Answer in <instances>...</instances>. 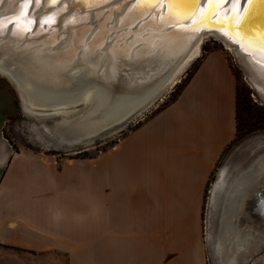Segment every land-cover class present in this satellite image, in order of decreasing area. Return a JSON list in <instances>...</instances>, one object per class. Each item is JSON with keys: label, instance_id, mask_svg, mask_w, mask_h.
<instances>
[{"label": "crops", "instance_id": "obj_1", "mask_svg": "<svg viewBox=\"0 0 264 264\" xmlns=\"http://www.w3.org/2000/svg\"><path fill=\"white\" fill-rule=\"evenodd\" d=\"M235 86L213 50L171 106L109 151L59 168L13 147L2 118L0 264L36 254L44 264H205L203 195L235 134Z\"/></svg>", "mask_w": 264, "mask_h": 264}, {"label": "water", "instance_id": "obj_2", "mask_svg": "<svg viewBox=\"0 0 264 264\" xmlns=\"http://www.w3.org/2000/svg\"><path fill=\"white\" fill-rule=\"evenodd\" d=\"M63 1L0 0V55L4 53L1 51L2 48H17L16 55L11 60L12 63L24 62L26 55L22 53L27 50H31V52L49 50L57 55L61 51L69 53L70 56L73 52L74 55L71 56L73 58L66 63L68 65L59 70V77L64 79L70 73L74 74L82 69L87 72V77L73 81L64 91L62 98L53 96L45 104L29 99L26 91L16 81L10 69L0 66V77L6 78L13 85L19 98L20 107L25 113L27 111L32 116L45 120L41 127L43 144L52 148L70 149L89 144L102 132L123 124L160 98L164 91L175 82V68L184 61L185 52L164 65L155 59V56L145 55L135 58L111 53H107L108 59L103 62L104 54L101 48L106 43L114 41L121 45L136 31L143 35L148 32L144 22L150 17L154 8L151 7L127 23L119 22L117 24L115 16L136 0H105L88 7L80 5L79 2L82 0H78V2ZM219 1L217 0L214 5H218ZM260 1L263 3L261 4ZM140 2L139 0L138 4ZM77 3L79 4L76 6ZM174 3L182 4V10L190 11L194 9L192 7L195 0H157L156 4L159 5V8L155 11L162 12V18L169 17V11L173 5L175 6ZM229 3L230 0H224L213 14L228 8L226 5ZM209 4L210 0L207 2L205 11L194 22L193 17H175L171 24L179 30L184 28L187 32H196L193 34L194 40L200 34H206L203 40L209 36L218 39L208 34L213 32L229 43L235 51H239V57L245 60V64H242L240 58L230 50L242 66L252 89L264 102V95L256 88L257 83L253 79L255 77V80L264 86V74L258 73L249 63L244 56L245 53L237 47L235 41L228 39L218 31L225 29L230 34L234 33L237 38L245 40L253 50L263 52L264 0H235V5L232 6L226 18L221 19L215 15L216 17L214 16L208 21L207 16L204 15L209 11ZM236 13H242L241 17L231 25L229 19L231 16L235 17ZM64 18L66 21H63ZM20 20L27 24L17 23ZM199 22L202 25L201 29L194 28L193 26ZM166 26V28H171V25ZM67 35L70 40L68 45L63 48ZM94 40L100 45H89ZM203 40L199 43L200 50ZM87 45H89V51L81 53V50ZM139 45L138 42L133 47ZM53 53L49 54L54 55ZM62 55L64 54L58 56ZM51 70L54 71L55 68L50 67L49 71ZM2 72L6 73L5 76ZM81 104L85 105V108L80 113L71 116L65 113L68 109L71 110ZM55 114L60 118L50 122L48 120L50 115ZM263 153L264 149H258L239 158L236 165L221 167L212 182L209 197V218L213 224L208 239L210 251L216 264H224V261L220 263L218 259L223 251L221 248L230 249L229 245L233 244L232 240H237L235 234L246 235L244 242L239 243L234 264L240 261L243 255L246 257L254 255L251 253V248L255 247L256 253L257 250H264V159L259 157ZM261 162L262 164H260ZM241 176L244 179H241ZM218 180L224 181L226 185L223 188H215V183ZM216 190H219V193L223 195L224 206H232L226 222V224L232 225V230L224 228V225L220 223L222 206H213L215 202L212 201V198ZM251 234H254L255 237H252ZM234 246H232V251H234ZM260 256L255 264H264V251Z\"/></svg>", "mask_w": 264, "mask_h": 264}, {"label": "bare ground", "instance_id": "obj_3", "mask_svg": "<svg viewBox=\"0 0 264 264\" xmlns=\"http://www.w3.org/2000/svg\"><path fill=\"white\" fill-rule=\"evenodd\" d=\"M66 1L67 0H64L63 2ZM74 1L78 2V0H74ZM104 1L105 0H82L79 3L84 7H88L93 4L102 3ZM138 1L139 0H136L134 3L130 4L127 8L122 9L120 13L115 16L116 18L115 20L118 21L117 24L119 22L127 23L129 20L135 18L137 15H141L145 13L147 10H149L151 7H153L154 9L152 11V14L144 22L145 27L148 28V32L145 35H143L142 33H138V31H136L129 36L127 41H125L121 45L116 44L114 41L106 43L103 46V48H101L102 49L101 51L104 54L102 57L103 62H106L108 59L107 53H111V54H117L119 56L120 55L128 56V57L133 56L135 58H140L141 56H145V55H150V57L155 56V59L159 60L160 63L164 65L168 62H171L178 55H181L183 52H185L184 61L180 63L178 67L175 68V82L171 84L174 85L178 81L179 74L188 65V63L199 53L200 51L199 43L206 36V34H200L198 35L196 40H194L193 34H195L196 32L193 31L187 32L184 28L180 30L176 29V26H174L171 23L173 22V18L175 17L185 18L188 16L193 17L192 19L194 22L197 19V17L200 14H202V12L205 11L208 0H195L194 6L192 7L194 9L190 11H184L181 8L182 4L174 3L175 4V6L173 5L174 9L171 8L169 11L170 16L165 18H162V12H160L159 10L158 12L155 11L159 8V5H157L158 3L156 4L157 0H140L141 2L139 4ZM223 1L224 0H220L218 5ZM216 2L217 0H210L209 11L206 15H204L207 16L208 21L209 19L213 18L215 15L221 19L226 18L228 12L232 9V6L235 5V0H230V3L226 5L228 7L225 8L226 10L222 9L223 11L220 10L215 14H213V12L216 11V9L219 7L218 5L216 6L214 5ZM79 3H77L76 6ZM260 3L262 4L263 1H260ZM241 14L236 13L235 17L233 16L230 17L229 20L231 21V25L234 24L239 19V17H241ZM63 21H66V18H64ZM17 23L21 25L27 24L23 20H20ZM209 23L212 24L211 22ZM166 25H171L170 26L171 28H166L167 27ZM193 27L196 29H201L202 25L199 22ZM218 31L228 39L235 41L237 47H239V49L245 53L244 56L246 57V59H248L249 63L257 70L258 73L264 74V51L262 52L261 50H253L252 48L249 47L248 43H246L245 40L243 41L237 38L236 35H234V33L230 34L225 29H219ZM208 34L217 37L220 41L223 42L224 46L228 50L233 51L239 57V51L238 52L237 50L235 51V49L229 43L225 42L222 37H219L213 32H210ZM69 40H70L69 35H67V40L63 48H65V45H68ZM82 42L84 43L83 40ZM138 42L140 45L137 47H133L134 44ZM92 44L96 46L97 44H99V42H96V40H94L89 45ZM89 45H87L83 50H81V53L83 52L87 53L89 51L88 48ZM9 47H11V45H9ZM16 49L14 47H11V49H4V48L1 49V51H3L4 53L0 55V66L4 68H8L13 72L16 81L19 82L20 85H22L27 95L29 96V99H32L33 101H37L42 104H45L48 103L53 96L62 98V96L64 95V91L70 85V83H72L75 80H79L87 77V72L83 69L82 71L79 70L77 73L74 74L70 73V75L67 77L65 76L64 79L59 77V70L63 66L65 67L68 65L66 63L69 59L73 58L71 57L74 55L73 52L72 55L70 56L69 53H64L60 51L58 55L59 54H64V55L59 57L57 54L49 50L47 51L37 50L35 52L33 51L31 52V50H27L22 53L26 55L25 56L26 59L24 60V62L19 61V62L11 63L13 56L16 55L17 52ZM49 53H53L54 55H50ZM240 61L242 62V64H245V60H242L240 58ZM50 67L55 68V70L49 71ZM2 74L5 76L6 73L2 72ZM253 79L257 83L256 88L259 90V92L261 91L262 94L264 95L263 84L257 82L255 80V77ZM26 113L32 115L27 111ZM53 144L54 143H52V145ZM246 149L247 148H245V150ZM259 157L264 159V153L260 154ZM260 164H262V162ZM260 164L259 166L257 165L258 168L260 167ZM241 179H244V177L241 176ZM215 184H216L215 188L217 187L223 188V186L226 185V183L221 180L220 181L218 180ZM219 192H220L219 190L215 191L214 197L212 198V201L215 202L213 206L214 205L216 207H220V205L222 206L220 223L224 225V228L227 227L229 228V230H232L233 229L232 225L226 224L228 215H230V207L232 208V206L230 207L224 206V200H223L224 197ZM235 235L237 240L236 241L232 240L233 244L229 245L230 249L229 248L223 249V247L221 248V250L223 251H221L222 254L218 258L220 263L221 261L222 262L224 261L223 262L224 264H234V260L237 258V254H238L239 243L244 242L246 234L239 236L237 234ZM251 235L252 237H255L254 234ZM217 241L220 242L222 240H217ZM232 246H234V251H232L233 250Z\"/></svg>", "mask_w": 264, "mask_h": 264}, {"label": "rangeland", "instance_id": "obj_4", "mask_svg": "<svg viewBox=\"0 0 264 264\" xmlns=\"http://www.w3.org/2000/svg\"><path fill=\"white\" fill-rule=\"evenodd\" d=\"M213 50H219L224 54L232 73L236 75L235 82L236 86L238 87V93L240 94V97L243 100H247V103H245L246 109H243L240 112V115L242 116H237V121L239 122L237 131L234 134L233 139L225 147V149L219 156V159L216 161L215 166L209 175L203 195V203L200 213V237L203 244L204 261L205 264H216L213 259V254L210 251L211 248L208 239V234L210 230H212L213 224L212 220L210 222L209 218V197L211 194L210 191L212 182L214 181L216 173L221 167H231L232 165H236L239 158H243L246 154L258 149H264V102L256 95V93L252 89L250 83L245 77L242 66L236 59V56L230 50H228L218 39L211 36L206 37L201 45L200 53H198L191 60V62L188 63L185 70L178 77L177 83L167 88L160 96V98H157L144 111L135 115L123 124L115 126L109 131L102 132L89 144L77 146L70 149H62L61 147L52 148L47 147L43 144L41 137L43 131L41 127H43L42 125L45 120L25 113L20 107L19 98L13 85L6 78L1 76L0 123L1 119L3 118L5 120V126L3 128L4 135L17 149H26L35 153L45 154V156L51 158L53 164H56L57 168H59V165L64 162H86L96 155L109 151L125 136L135 131L142 124L156 116L162 110L171 106V104L175 102V99L179 96V91L181 90L182 92L183 88L198 68L202 57ZM174 94L175 97H173ZM172 97L175 99L173 100ZM84 108L85 105L81 104L79 106L73 107L71 110L68 109V111H66L65 113L71 116L80 113L84 110ZM252 116H259L260 118V123L257 124L256 127H254V123L259 120H255ZM59 118L60 116L55 114L50 115L48 120L51 122L52 120L56 121ZM248 127L252 128V130L249 132L245 131ZM245 148L247 149L245 150ZM87 167L89 166L87 165L85 168ZM255 251V247L254 249L251 248V253H253L254 255H250L247 257L243 255L242 259L236 264H255L257 258L258 260L260 259V255H262L264 250H257V253ZM26 256L29 257L27 258V261L30 260V264L33 263L34 258L37 262L36 264H44V258L41 254H36L35 257L31 255ZM50 257L57 258L54 256L53 252L50 253ZM14 261L18 264H27V261H25L21 256L19 258L9 257L8 264H17Z\"/></svg>", "mask_w": 264, "mask_h": 264}, {"label": "trees", "instance_id": "obj_5", "mask_svg": "<svg viewBox=\"0 0 264 264\" xmlns=\"http://www.w3.org/2000/svg\"><path fill=\"white\" fill-rule=\"evenodd\" d=\"M234 74V73H233ZM235 77H236V75H234ZM180 92H181V90L179 91V93H178V95L180 94ZM173 97H175V94L173 95ZM172 97V99L174 100L175 98H173ZM245 103H247V100H243L241 97H240V94L238 93V87L237 86H235V133H236V131H237V126H238V119H237V116L238 117H241L242 115H240V112L244 109H246L245 108ZM260 108V107H259ZM255 120H259V121H257V122H255L254 123V127H256V125L257 124H259L260 123V118H259V116H257V117H255V116H252ZM254 120V121H255ZM261 123H262V120H261ZM262 125V124H261ZM254 129V128H253ZM252 130V128H250V127H248L245 131H251ZM5 136V135H4ZM6 137V136H5ZM7 138V137H6ZM11 143V142H10ZM12 144V143H11ZM13 147H14V145H13Z\"/></svg>", "mask_w": 264, "mask_h": 264}]
</instances>
